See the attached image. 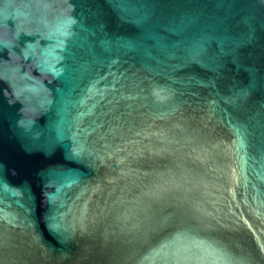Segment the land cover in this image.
I'll list each match as a JSON object with an SVG mask.
<instances>
[{
	"label": "water",
	"instance_id": "95a60500",
	"mask_svg": "<svg viewBox=\"0 0 264 264\" xmlns=\"http://www.w3.org/2000/svg\"><path fill=\"white\" fill-rule=\"evenodd\" d=\"M0 264H264V0H0Z\"/></svg>",
	"mask_w": 264,
	"mask_h": 264
}]
</instances>
